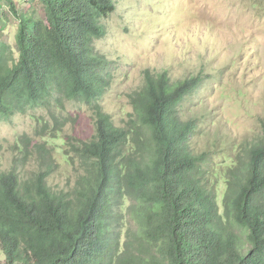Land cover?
Instances as JSON below:
<instances>
[{
    "label": "trees",
    "instance_id": "obj_1",
    "mask_svg": "<svg viewBox=\"0 0 264 264\" xmlns=\"http://www.w3.org/2000/svg\"><path fill=\"white\" fill-rule=\"evenodd\" d=\"M0 1V120L52 117L34 115L36 149L25 134L14 146L45 169L0 168L3 264H264V119L222 141L207 128L206 75L145 69L117 125L102 104L113 62L97 51L116 0ZM76 102L90 138L63 133ZM63 167L72 182L55 188Z\"/></svg>",
    "mask_w": 264,
    "mask_h": 264
},
{
    "label": "rangeland",
    "instance_id": "obj_2",
    "mask_svg": "<svg viewBox=\"0 0 264 264\" xmlns=\"http://www.w3.org/2000/svg\"><path fill=\"white\" fill-rule=\"evenodd\" d=\"M116 11L105 21L107 32L97 51L113 62L112 84L103 106L117 125L132 111L130 96L143 84V71L168 70L172 77L202 73L209 79L203 89L211 135L222 141L251 136L264 119V4L261 0H116ZM3 3L0 1V6ZM3 30L2 40L14 45L16 21ZM240 92L242 94H240ZM63 133L90 138L94 118L85 105L68 103ZM202 111V107H201ZM45 109L16 113L0 120V168L24 175L39 170L37 153L14 148L25 134L36 149L39 128L34 115ZM209 140V137L204 141ZM203 149L204 147L201 146ZM48 182L55 188L69 185L71 174L56 168ZM5 257L0 250V264Z\"/></svg>",
    "mask_w": 264,
    "mask_h": 264
}]
</instances>
